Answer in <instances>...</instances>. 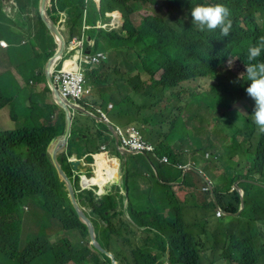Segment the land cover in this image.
Wrapping results in <instances>:
<instances>
[{
    "label": "trees",
    "instance_id": "obj_1",
    "mask_svg": "<svg viewBox=\"0 0 264 264\" xmlns=\"http://www.w3.org/2000/svg\"><path fill=\"white\" fill-rule=\"evenodd\" d=\"M130 1L103 0L102 10L119 7L124 11V32L101 33L95 51H110L107 64L101 68L107 65L116 75L118 65L143 69L149 74V80L136 77L129 89L127 82H120L111 74L105 73L100 79L97 71L88 73L90 82L99 87L97 95L92 98L93 103L105 105L120 97L134 114L150 126L157 122L169 121L174 124L184 120L197 121V118L204 120L206 111L215 121V130L223 133L227 123L221 118H225L227 111V116L236 120L232 121L234 130L226 136L211 133L200 121V134L192 137L191 147L195 158L197 152L217 150L220 153L218 160L205 164L208 170L213 167L221 169L219 174L210 173L215 180L214 196L205 193L209 199L205 198V201L196 204L208 212V218L203 223L189 227L186 222L197 217L198 212L191 214L189 210L184 215L181 205L172 206L178 201L172 192L174 186L163 184L159 194H152L150 211L137 212L135 215L139 225L145 226L154 236L148 238L146 245L152 242L150 247L138 245L133 249V260L141 264H162V259L170 255L176 264H206V257L209 256L219 264H231V261L236 264H254L258 253L264 254V236L260 238L262 242L258 243L256 235L258 229L264 231V216H256L254 210L257 207L264 208V202L257 199V195L251 198L253 187L264 189V134L256 131L249 116L253 114L255 101L245 113L241 109L231 110L230 102L217 90L222 83H217L218 87L214 89H207L212 91H205L195 86V81L198 77L209 76L217 82L230 80L229 90L235 92L230 94V98H243L241 79H238V73L234 72L230 64L239 66L245 72V64L249 63L248 48L264 36V0H135L139 5L137 15L133 17ZM159 2L163 9L161 14L158 12ZM206 3H220L230 9L233 27L228 37L222 36L219 28L201 31L192 22L191 8ZM83 7L84 0H52L48 14L51 16L57 9L68 8L72 16L71 31L74 32ZM39 23L44 27L40 16ZM228 61L229 66L225 67ZM255 62H264V51ZM26 75L23 77L26 83L21 86L11 74H0V107L12 103L17 108L14 114L19 123V128L0 131V204H13L27 194L37 193L44 196L46 209L53 217L60 219V216L71 214L73 220L76 214L69 206L65 183L60 180L46 151L49 139L65 129L64 111L53 121L50 119L52 109L59 106H40L36 99L26 103L31 85L45 79L43 73H36L34 69ZM249 83H246L247 87ZM240 91L241 95H238ZM163 103L165 106L158 110ZM185 108L189 111L188 115H182ZM41 113L46 116L44 123L38 122ZM238 113L245 114L243 122ZM89 120L86 129L92 126ZM87 133L95 136L97 129L91 128ZM172 136L168 134L169 138ZM220 142L221 151L218 146ZM69 146L77 148V152L82 154L80 144L74 137H71ZM159 154H168L176 162L186 160V155H177L162 145ZM126 177L129 189H137L140 174L128 170ZM200 181L191 178L183 184L191 187ZM235 182L246 192L242 213H238L242 196L238 190L231 191ZM112 203L117 204V201ZM217 205L230 215L228 221L215 216ZM168 206L171 208L170 216L164 214ZM102 216L110 222L108 228L115 226L112 215L102 213ZM74 226H82L87 232L86 225ZM103 231L106 234L110 232L107 229ZM108 241L114 244L111 238ZM115 244L117 247V241ZM150 258L151 263L145 262Z\"/></svg>",
    "mask_w": 264,
    "mask_h": 264
},
{
    "label": "clouds",
    "instance_id": "obj_2",
    "mask_svg": "<svg viewBox=\"0 0 264 264\" xmlns=\"http://www.w3.org/2000/svg\"><path fill=\"white\" fill-rule=\"evenodd\" d=\"M35 1L0 0V35H2L0 50L7 52L8 56L12 51L23 54L25 52L19 50L29 49L30 46L32 49L31 52H26V57L31 62L19 64L12 71L4 72L11 74L14 78L19 77L18 80L15 79L21 86L26 83L21 77L24 73L33 69L36 73H43L45 76L43 81L39 83L31 81L33 85L30 87L26 103L36 99L40 106L45 104L59 106V108L52 109L50 119L53 121L59 117L62 110L64 111L65 129L62 133L49 139L46 151L60 180L65 183L69 206L74 209L76 217H73L72 220L71 214H68L60 216V219L56 218L62 225L56 224L53 235L47 236L35 248L36 240L33 241L32 248L29 246L21 248V244L24 242L21 209H28V204L36 201L47 212L44 196L30 193L13 204L1 203L0 264H141L137 260H133L135 254L133 249L138 245L150 247L152 242L149 245L146 244L148 238L152 239L154 234L148 231L145 226L139 225L135 219L136 213L150 211L152 194H159L163 184H169L174 186L172 192L174 191L178 200L175 201V204L172 203V206L181 205L184 215L189 210L191 214L194 211L198 212L197 217L186 222L187 225L194 227L196 224L203 223L204 219L208 218V212L202 207H197L196 204L205 201V198L209 199L205 193L214 196L215 180L210 173L219 174L221 172L218 167L208 170L205 164L208 161L218 160L220 153L217 150L205 151V153L197 152V158H195L194 150L191 147L192 137L200 134L198 130L200 121L211 133L226 135L215 130V121L206 111L204 120L197 118V121L184 120L174 124L169 121L157 122L150 126L147 121L134 114L131 107L124 103L120 97L115 98V101L105 103V105L94 104L92 98L97 95L99 87L90 82L88 73L92 72L93 74L94 71H97L100 79L105 73L111 74L112 77H117L120 82H127L129 89H131V81L136 77H140L144 81L149 80V74L143 69L118 65L116 75L115 71L106 67L107 65L101 68L103 64H107L110 51H95L96 43L103 32H124L126 19L124 11L119 7L102 10L103 0H84L81 19L76 23L78 26L76 31L72 32L70 26L72 16L68 8L57 9L50 16L48 9L51 7L52 0H47L45 18L49 25L55 29L54 32L41 16L42 0H37V4ZM54 1L56 2V0ZM209 3L198 4L191 8L192 22L198 25L201 31L219 28L221 35L228 37L233 27L230 9L224 4ZM129 5L134 13L131 15L133 17L139 4H136L135 0H131ZM91 6L94 8L93 10H91ZM158 12L159 14L163 12L161 3ZM35 15L37 23H35V18L31 20ZM39 16L44 27L39 23ZM46 35L52 40L53 51H45V62H47L42 66L39 61V52H42L43 48L39 41ZM262 51H264V36L259 37L258 41L248 48L249 63L245 64V72L243 73L241 68L236 66L234 72L238 73V79H241L243 98L236 100L230 98V94L235 93L229 90L230 80L217 82L215 78L209 76L198 77L195 81V86L198 85L202 88L200 90L205 91H212L207 89H214L218 87L217 83H222V86L217 90L230 102L231 110L241 109L245 113L255 101L253 114H249V116L259 134H264V62L256 63L255 61L261 56ZM227 66H229V61L225 67ZM47 71L51 73L52 81L58 91L57 96L54 95L53 88L48 82ZM158 77L159 75L156 74V78ZM247 82H250L248 87L246 86ZM238 95H241V91ZM57 97L68 107L71 119L65 142H60L59 145L57 144L58 140L63 137L67 129V119L66 111ZM164 106L165 103L158 110ZM36 107L39 109V106ZM16 109L12 103L0 107V131L19 128L14 114ZM186 114H189L187 108L182 112V115ZM227 114L224 115L225 118L221 119L228 124H232V121L236 122L234 117L227 116ZM244 116L245 114L238 113L242 122ZM88 120L92 126L86 129ZM45 121L46 116L41 113L38 122L44 123ZM185 125L189 128L194 126L195 129L185 131ZM91 128L97 129V135L90 136L87 133ZM169 133L173 135L170 138L168 137ZM71 137L78 140L82 154L77 152V148L69 146ZM220 144L221 142L218 143V146L221 151ZM161 145L164 149L173 151L177 155H186V160L176 162L168 154L160 155ZM54 150L57 163L72 185L73 196L70 195L67 183L54 163L52 158ZM102 153L115 158L118 163L117 180L106 183L103 191L98 184H84V178L96 174V157ZM167 169H173V172H167ZM128 170L140 174L138 188L135 190L129 189L126 177ZM173 175H177L174 180L171 179ZM191 178L201 179V181L195 186H185L184 181ZM149 185L152 187L147 188ZM253 189L264 191L259 186H255ZM232 190H238L242 196L241 207L238 211V213H242L241 210L245 207L246 192L238 186L237 182L232 185ZM149 192L150 195H148ZM192 198L195 199V202H191ZM251 198L254 197L251 196ZM257 199L261 201L259 197ZM114 200L117 201V204L112 203ZM254 210L256 216H264L260 213V210L264 211V208L257 207ZM170 212L171 208L168 206L164 214L170 216ZM214 212L216 217L224 218L226 221L230 219V215L220 205L215 207ZM102 213L112 215L115 226L108 228L110 222L102 216ZM30 220L31 218L28 217L25 222L29 224ZM74 225H86L87 232L82 226ZM90 225L93 227L94 237L91 235ZM104 229L110 231L109 234L104 233ZM67 232L69 235L66 234ZM256 235L258 243L262 242L260 238L264 236V231L258 229ZM208 237L209 235H207ZM109 238L114 241V244L109 243ZM207 261L210 264H216L209 256L206 257V264ZM145 262L151 263V258ZM161 263L176 264L170 255L164 257ZM231 264L236 263L231 261ZM254 264H264V254L258 253V259Z\"/></svg>",
    "mask_w": 264,
    "mask_h": 264
},
{
    "label": "rangeland",
    "instance_id": "obj_3",
    "mask_svg": "<svg viewBox=\"0 0 264 264\" xmlns=\"http://www.w3.org/2000/svg\"><path fill=\"white\" fill-rule=\"evenodd\" d=\"M136 15V14H135ZM134 15V16H135ZM32 16H34L32 14ZM35 18V23H37V17L35 15V17H32L31 20H34ZM40 26V24H39ZM35 27H37L35 25ZM2 35H0L1 37ZM39 43L41 44L43 51L39 52V61L40 64L42 66L46 65L45 59V51L46 50H51L53 51V43L51 38L46 35L45 38H40ZM33 46V44H32ZM39 48V47H38ZM20 52H25L23 54H19L16 53L15 51H12L9 53V55L6 57V61H5V67L6 69L4 71H12L13 68L19 64H24L26 62H31L30 59H28L26 57V52H31V46L29 47V49L23 48L21 50H19ZM231 68H233L234 71H236V65L235 64H231ZM2 71V72H4ZM28 72L24 73L21 77L27 76ZM23 95V94H22ZM21 95V96H22ZM167 124V123H166ZM1 128H4V126H1ZM188 129H195L194 126H191L190 128L185 125L184 130H188ZM234 130V126L232 124H225L223 127V133L225 135H229L232 131ZM189 153V152H188ZM102 158L106 159L109 164L108 165H104L101 166V172L102 174L106 177L109 174H114L115 173V166H114V161L115 158H111L109 156H107L106 153L100 154ZM167 172H173V169H167ZM177 175H173L171 177L172 180L176 179ZM152 187V185L147 186V188ZM207 195V194H205ZM257 195L262 202H264V191L263 190H256L253 189V193L251 194V196H255ZM35 203H29V207L28 209H21V216L23 219V229H24V242L21 244V248H26L27 246L29 247H33V241L36 240L35 244H34V248L38 245H40L43 240L49 236V235H53L55 232V227L56 224H61V222H59L56 218L52 217L51 214L47 212L43 209V207L37 203L36 201H34ZM191 202H195V199L192 198ZM260 213L262 215H264V211L260 210ZM30 217L31 220L29 221V224H27L25 222L26 218ZM69 232V231H68ZM66 233L67 235H69V233ZM54 238V236H52ZM38 239V240H37ZM207 264H210L209 261H207ZM219 264V263H216Z\"/></svg>",
    "mask_w": 264,
    "mask_h": 264
},
{
    "label": "water",
    "instance_id": "obj_4",
    "mask_svg": "<svg viewBox=\"0 0 264 264\" xmlns=\"http://www.w3.org/2000/svg\"><path fill=\"white\" fill-rule=\"evenodd\" d=\"M46 1H47V0H42L41 8H40V13H41V16H42V18L44 19L45 23L51 28L52 31L55 32V29L49 25L48 21H47L46 18H45V7H46ZM49 63H50V62H49ZM46 76H47L48 82L50 83V85H51L52 88H53V93H54V95L57 96V95H58V91H57V89H56V87H55V85H54V83H53V81H52L51 73H50L49 71H47ZM57 99H58V101L60 102V104L64 107V109H65V111H66V119H67V120H66V123H67V125H66V126H67V129H66V132H65V134L63 135V137H62L61 139L58 140V143H57V144L59 145L60 142H62V143L65 142V139H66V136H67V130H68V128H69V124H70L71 119H70L69 109H68V107L66 106V104H65L64 102H62L60 98L57 97ZM52 158H53V160H54V163H55V165H56V167H57L59 173L61 174V176L65 179V181H66V183H67L66 185H67V187H68V189H69L70 195L73 196L72 185H71L69 179L67 178V176L65 175V173L63 172V170L60 168L59 164L57 163V161H56V159H55V150L52 152ZM90 232H91L92 237H94V233H93V227H92V225H90Z\"/></svg>",
    "mask_w": 264,
    "mask_h": 264
},
{
    "label": "bare ground",
    "instance_id": "obj_5",
    "mask_svg": "<svg viewBox=\"0 0 264 264\" xmlns=\"http://www.w3.org/2000/svg\"><path fill=\"white\" fill-rule=\"evenodd\" d=\"M96 158H97L96 174L89 178L88 177L84 178V184L85 185L98 184L101 191H103L104 185L106 183H108L109 181L117 180L118 163H117V160L115 159L114 161L115 173L109 174L108 176L105 177L101 172V166L108 165L109 162L106 159L102 158L101 155H98Z\"/></svg>",
    "mask_w": 264,
    "mask_h": 264
},
{
    "label": "crops",
    "instance_id": "obj_6",
    "mask_svg": "<svg viewBox=\"0 0 264 264\" xmlns=\"http://www.w3.org/2000/svg\"><path fill=\"white\" fill-rule=\"evenodd\" d=\"M6 57H7V52L0 50V73H2V71L6 69L5 67ZM15 78L17 80L19 79V77H15Z\"/></svg>",
    "mask_w": 264,
    "mask_h": 264
}]
</instances>
